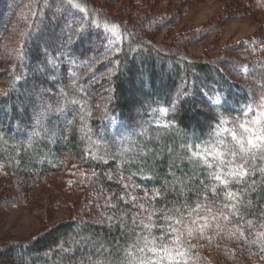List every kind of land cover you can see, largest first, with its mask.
Returning a JSON list of instances; mask_svg holds the SVG:
<instances>
[{
	"label": "trees",
	"instance_id": "obj_1",
	"mask_svg": "<svg viewBox=\"0 0 264 264\" xmlns=\"http://www.w3.org/2000/svg\"><path fill=\"white\" fill-rule=\"evenodd\" d=\"M73 2L86 11L68 0H0V52L8 55L10 41L17 48L8 59L12 69L0 67V81L7 79L0 89V164L20 176L30 197L34 183L77 162L92 181V200L80 205L77 217L35 239L0 245V264H128L129 250L135 264L149 257L155 264L153 253L139 249L145 237H155L157 247L169 243L165 212L178 215L179 208L187 215L185 205L204 203L206 191L214 207L227 203L226 189L212 176L216 162L209 156V168L191 152L197 145L225 151L219 142H232L225 129L264 113L257 107L262 94L233 79L217 60L164 48L88 1ZM102 89L108 95L101 97ZM165 108L167 114L160 111ZM245 167L255 174L228 185L243 194L240 215L220 235L209 231L211 242L191 238L189 264H210L213 250L224 259L237 262L244 255L264 264V238L257 235L264 232V159L249 156ZM234 226L243 228L246 240L229 235Z\"/></svg>",
	"mask_w": 264,
	"mask_h": 264
},
{
	"label": "rangeland",
	"instance_id": "obj_2",
	"mask_svg": "<svg viewBox=\"0 0 264 264\" xmlns=\"http://www.w3.org/2000/svg\"><path fill=\"white\" fill-rule=\"evenodd\" d=\"M86 1L106 17L129 25L140 37L148 36L164 48L174 52L183 49L194 58L219 61L226 72L233 73V79L264 97V0ZM15 46L10 41L8 55L0 52L3 72L12 69L13 63H8V59L17 49ZM224 57L241 66L248 64V73L239 71L240 65L224 62ZM5 81H0V89H5ZM108 93L102 89L99 95ZM36 112L34 108L32 114L36 116ZM86 176L77 162L69 160L52 178L34 183L27 197L20 186V176L3 165L0 168V245L35 239L60 222L77 217L80 205L92 200V181L86 180ZM131 192L135 194L136 190L133 188ZM220 255L214 250L209 252V263L261 264L252 256L245 259L243 255L236 262L234 258L232 261Z\"/></svg>",
	"mask_w": 264,
	"mask_h": 264
},
{
	"label": "snow or ice",
	"instance_id": "obj_3",
	"mask_svg": "<svg viewBox=\"0 0 264 264\" xmlns=\"http://www.w3.org/2000/svg\"><path fill=\"white\" fill-rule=\"evenodd\" d=\"M68 3L82 12L86 11L79 3H74L73 0H68ZM111 30L114 34L118 35L119 25L113 24ZM84 31L86 30L83 28L80 29L81 33ZM49 63L55 64L54 58ZM237 69L246 75L249 71V66H237ZM261 100L262 104L258 105V108L264 107V97ZM73 103H76V101H73ZM252 110L253 108L250 105L247 107L246 113L252 112ZM160 111L167 114L168 109L165 108ZM225 131L232 138L231 144H224L223 140L219 142L224 145L225 151H219L216 146H213L210 151L207 147L201 148L197 145V151H192L191 156L202 161L209 168L213 165L209 162L208 157L211 156L213 158L216 162L217 171L212 176L219 185H222L226 189L224 192V200L227 203L214 207L213 204L207 202L208 197L206 191L203 197L204 203L197 200L194 207L185 205L187 215L179 208L175 209L178 215H169L173 211L172 209L165 212L163 219L169 223L166 224L164 229V236L169 237V243L161 244L157 247L155 237L151 241H148L147 237H145L144 247L139 249L141 253L144 252V248H147L149 252L153 253L156 257L155 264H164L165 261L168 264H189L188 250L185 248V245L187 244L191 247V238L197 236L199 239H205L211 242L212 236L207 235L209 231L220 235V233L225 231V226L231 223V218L240 215L238 204L242 201L243 194L241 192L231 191L228 185L230 181L240 183L245 177L255 174L256 169L250 171L249 168L245 167L249 156L255 159L259 155L260 158L264 159V113L259 114L256 119L250 122L239 124L237 129H225ZM189 148L191 149V146ZM226 156L230 157V159L225 160ZM238 158L243 162L236 163ZM225 164L228 165L227 170L224 168ZM2 167L3 165H0V168ZM259 171L261 174H264V168L259 169ZM252 183L254 185L255 181H252ZM210 191L215 195L216 186H213ZM244 191L246 192L247 190L245 189ZM247 224L251 227L252 221H247ZM153 226V224H146L145 228H151ZM261 226L264 227V225ZM234 227L235 231L229 230V235L235 236L239 233V238L246 240L243 228L239 226ZM257 235L260 238H264V232L258 233ZM164 236H161L160 239L163 240ZM150 244L152 246H149ZM262 249H264V242H262ZM127 255L131 257L128 264H135L136 257L134 254L129 250ZM139 264H153L152 258L149 257L147 260L140 258Z\"/></svg>",
	"mask_w": 264,
	"mask_h": 264
}]
</instances>
